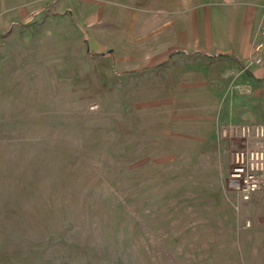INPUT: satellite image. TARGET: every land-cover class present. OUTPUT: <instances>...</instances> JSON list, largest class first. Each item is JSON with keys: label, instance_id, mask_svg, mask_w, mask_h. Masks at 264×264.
<instances>
[{"label": "rangeland", "instance_id": "374dc122", "mask_svg": "<svg viewBox=\"0 0 264 264\" xmlns=\"http://www.w3.org/2000/svg\"><path fill=\"white\" fill-rule=\"evenodd\" d=\"M220 5L0 0V264H264V189L230 183L264 119L204 54Z\"/></svg>", "mask_w": 264, "mask_h": 264}, {"label": "crops", "instance_id": "0c3cea01", "mask_svg": "<svg viewBox=\"0 0 264 264\" xmlns=\"http://www.w3.org/2000/svg\"><path fill=\"white\" fill-rule=\"evenodd\" d=\"M229 3L222 9L220 5L219 14L223 16V12L227 15L224 26L218 29H203L202 41L208 43V38L211 40L208 45L209 51L204 53L207 56L215 57L221 64L222 69L219 71L220 76L224 77L228 72L236 71L237 82H245L250 88V93L247 95L248 114L255 111L254 102H258V108L264 119V58L260 63L253 64L244 69L245 60L249 57L252 45V37L259 23L262 20L261 4L264 0H224ZM231 10V17L228 13ZM216 14V13H215ZM214 14V15H215ZM236 27V28H235ZM215 36H214V35ZM175 53L188 54L190 53L185 47H173L168 53L167 58ZM185 54V55H186ZM235 98L234 104L242 99L240 95H233ZM261 117V116H260Z\"/></svg>", "mask_w": 264, "mask_h": 264}, {"label": "built area", "instance_id": "2783aa9c", "mask_svg": "<svg viewBox=\"0 0 264 264\" xmlns=\"http://www.w3.org/2000/svg\"><path fill=\"white\" fill-rule=\"evenodd\" d=\"M264 58V6L261 24L257 30L255 39L251 45L249 57L245 60L243 68L252 64L260 63ZM264 133L262 132V135ZM249 154V156H247ZM235 164L230 173L232 187L247 199L249 195L264 189V145L258 144L256 148L249 150H238L235 153Z\"/></svg>", "mask_w": 264, "mask_h": 264}, {"label": "bare ground", "instance_id": "6f19581e", "mask_svg": "<svg viewBox=\"0 0 264 264\" xmlns=\"http://www.w3.org/2000/svg\"><path fill=\"white\" fill-rule=\"evenodd\" d=\"M246 149V148H245Z\"/></svg>", "mask_w": 264, "mask_h": 264}]
</instances>
